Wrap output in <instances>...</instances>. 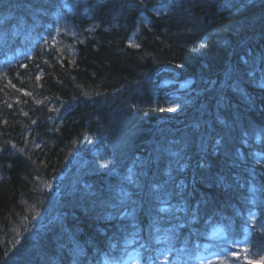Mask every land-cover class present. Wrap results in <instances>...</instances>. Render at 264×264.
Masks as SVG:
<instances>
[{
	"label": "trees",
	"instance_id": "obj_1",
	"mask_svg": "<svg viewBox=\"0 0 264 264\" xmlns=\"http://www.w3.org/2000/svg\"><path fill=\"white\" fill-rule=\"evenodd\" d=\"M217 227L264 264V0H0V264L193 263Z\"/></svg>",
	"mask_w": 264,
	"mask_h": 264
},
{
	"label": "rangeland",
	"instance_id": "obj_2",
	"mask_svg": "<svg viewBox=\"0 0 264 264\" xmlns=\"http://www.w3.org/2000/svg\"><path fill=\"white\" fill-rule=\"evenodd\" d=\"M59 18L58 21H60ZM59 29L60 25L50 29V33L45 36L44 39H41V43H45L49 39L53 38V35H55ZM30 52L31 49L28 53ZM257 227L258 223L256 218L254 216L249 217L248 229L252 231ZM211 238L213 241L219 243L218 248L211 249L209 247L208 249L203 250L193 263H184L180 257H174L171 250L167 246L163 245V248L150 264H235L236 260L234 258L242 257L248 260L250 259L249 241L247 238L234 243L228 242L226 241L224 231L219 227L211 231ZM140 255L141 253L139 252V248L134 246L128 250L123 259L119 261H112L108 264H143Z\"/></svg>",
	"mask_w": 264,
	"mask_h": 264
},
{
	"label": "snow or ice",
	"instance_id": "obj_3",
	"mask_svg": "<svg viewBox=\"0 0 264 264\" xmlns=\"http://www.w3.org/2000/svg\"><path fill=\"white\" fill-rule=\"evenodd\" d=\"M136 46L139 47V45H136ZM217 144H219V141H217ZM103 167L107 168L108 165L105 164V165H103ZM199 167H201V168H205V167H207L206 162H201V163L199 164ZM180 187H181V189H182V188H183V185H181ZM168 211H169L168 209L161 207V208H159V209L157 210V216H160L161 213H167ZM161 218H163V217H161ZM172 218L175 219V216L173 215ZM192 218L195 219V218H196L195 215H193ZM157 230H158V229H157ZM157 239H159V237H157Z\"/></svg>",
	"mask_w": 264,
	"mask_h": 264
}]
</instances>
